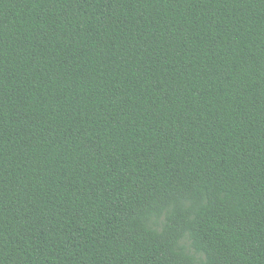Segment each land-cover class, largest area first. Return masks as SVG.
<instances>
[{"label":"trees","instance_id":"trees-1","mask_svg":"<svg viewBox=\"0 0 264 264\" xmlns=\"http://www.w3.org/2000/svg\"><path fill=\"white\" fill-rule=\"evenodd\" d=\"M0 264H264V0H0Z\"/></svg>","mask_w":264,"mask_h":264}]
</instances>
